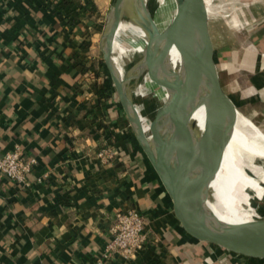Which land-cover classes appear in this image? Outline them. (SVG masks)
Here are the masks:
<instances>
[{
	"label": "crops",
	"instance_id": "0c3cea01",
	"mask_svg": "<svg viewBox=\"0 0 264 264\" xmlns=\"http://www.w3.org/2000/svg\"><path fill=\"white\" fill-rule=\"evenodd\" d=\"M113 1L0 0V155L19 145L37 160L27 184L0 172V264H93L117 212L131 207L147 216L148 240L104 264H264L179 228L118 97L98 93L106 77L96 33ZM231 15L246 27L244 43L226 62L215 45L220 77L235 104V91L249 98L264 131V0ZM106 145L118 159H99Z\"/></svg>",
	"mask_w": 264,
	"mask_h": 264
},
{
	"label": "water",
	"instance_id": "95a60500",
	"mask_svg": "<svg viewBox=\"0 0 264 264\" xmlns=\"http://www.w3.org/2000/svg\"><path fill=\"white\" fill-rule=\"evenodd\" d=\"M176 3V15L161 31L146 0H114L99 39L103 62L137 142L171 200L179 228L199 242L264 262V217L233 224L210 207L219 148L231 139L239 108L220 77L205 0ZM123 20L141 25L148 34L145 61L127 78L112 54ZM173 50L179 64H172ZM162 90L168 99L159 107ZM145 91L154 94L151 115L139 103ZM203 103L210 113L205 136L190 120Z\"/></svg>",
	"mask_w": 264,
	"mask_h": 264
},
{
	"label": "bare ground",
	"instance_id": "6f19581e",
	"mask_svg": "<svg viewBox=\"0 0 264 264\" xmlns=\"http://www.w3.org/2000/svg\"><path fill=\"white\" fill-rule=\"evenodd\" d=\"M257 1L260 0H205L210 18L228 19L231 23L232 12L254 5ZM146 2L157 27L164 30L176 15V0ZM147 35L141 25L129 20L121 22L112 54L124 78L132 77L134 67L138 70L144 63L145 54L148 52ZM171 60L173 65L180 62L174 50ZM158 98L160 107L168 99L167 92L162 90ZM209 116L205 103L199 104L191 116L190 120L195 123L200 135L205 136L207 132ZM215 165V179L212 184L214 199L209 204L217 217L233 224L263 218L264 215L258 208L264 210V132L240 110L233 135L227 143H221ZM249 170L255 171L256 176L251 175Z\"/></svg>",
	"mask_w": 264,
	"mask_h": 264
},
{
	"label": "built area",
	"instance_id": "2783aa9c",
	"mask_svg": "<svg viewBox=\"0 0 264 264\" xmlns=\"http://www.w3.org/2000/svg\"><path fill=\"white\" fill-rule=\"evenodd\" d=\"M118 155L110 145L102 147L97 152L103 163L115 161ZM36 163L35 158L25 160L22 148L16 145L0 155V172L18 183L27 184L28 176ZM147 223V216L138 208L131 207L118 211L107 246L93 264H104L106 258L116 253L126 258L134 257L148 240Z\"/></svg>",
	"mask_w": 264,
	"mask_h": 264
},
{
	"label": "rangeland",
	"instance_id": "374dc122",
	"mask_svg": "<svg viewBox=\"0 0 264 264\" xmlns=\"http://www.w3.org/2000/svg\"><path fill=\"white\" fill-rule=\"evenodd\" d=\"M151 11L153 13L152 9H151ZM231 18L233 19V20H230V21H232V23L228 22V19H223V18L220 19L219 17H211L210 18L211 32H212V35H213V39H214L215 45L218 46V47L222 46V42H223L222 40L223 39L221 37L223 35L225 36V37L223 36L224 38L230 37V40L227 41V43H228L227 46L228 47L232 46V45H230L231 42L234 43L235 45L239 41L244 43V33H245V28L246 27L245 26L242 27L237 22V20L234 17H232V15H231ZM101 25H102V27L100 29H98V32L96 33L98 39L101 36V32H102L104 23H102ZM100 56L103 58L102 52L100 53ZM245 78H246L245 75H243L242 77H237V79L235 80V83H236L237 87H239L240 89H241V85L244 82ZM111 81H112V79H111ZM234 90H236V89H234ZM228 91H230V90H228ZM145 92H148V91H145ZM148 93H145V94H147L146 97L139 99V103H140L141 107L143 108L144 113L148 114V115H151L153 113L154 107H155V101H153V100H155V98L153 96L154 94H151L152 92H150L149 95H148ZM235 93L236 94L240 93V95L236 96ZM241 94L243 95V93H241L240 91H238V92L235 91L234 93H232V95L235 98V101L237 103L236 104L237 107L239 108L241 113H244L251 120H253L255 122V124L259 128H261V130L263 131L262 127L260 126V123H259V120H258V117H257L258 115H257V113L255 111L256 110L255 107L251 105V103L249 101V98H244V96H242ZM258 162L261 163V160L258 159ZM249 172H250L251 175L256 176V172L255 171L249 170ZM258 210H259V212L262 215H264L263 208L262 209L258 208Z\"/></svg>",
	"mask_w": 264,
	"mask_h": 264
},
{
	"label": "trees",
	"instance_id": "16d2710c",
	"mask_svg": "<svg viewBox=\"0 0 264 264\" xmlns=\"http://www.w3.org/2000/svg\"><path fill=\"white\" fill-rule=\"evenodd\" d=\"M224 36V35H223ZM221 37L223 40L222 42V47L220 48L219 50V58H220V61H223V62H226L229 60V57H230V47H228V43L227 41L230 40V37H227V38H224V37ZM230 45H232V47H235L236 45L234 43H230ZM102 64L104 66V72H105V81L103 83V86L101 88L98 89V93L102 96H106L108 97L109 99L111 98H117V95L115 94L116 92L114 91V86L112 84V81H111V77L109 75V72L104 64V62L102 61ZM226 71V70H225ZM224 70L221 72V76H222V79L223 81L226 80V72Z\"/></svg>",
	"mask_w": 264,
	"mask_h": 264
}]
</instances>
